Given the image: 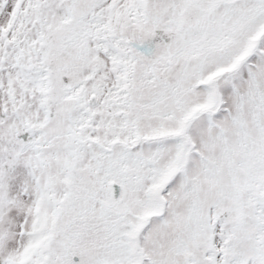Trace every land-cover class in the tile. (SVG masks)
<instances>
[{
  "label": "snow or ice",
  "instance_id": "obj_1",
  "mask_svg": "<svg viewBox=\"0 0 264 264\" xmlns=\"http://www.w3.org/2000/svg\"><path fill=\"white\" fill-rule=\"evenodd\" d=\"M0 264H264V0H0Z\"/></svg>",
  "mask_w": 264,
  "mask_h": 264
}]
</instances>
